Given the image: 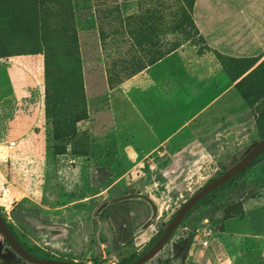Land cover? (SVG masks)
I'll list each match as a JSON object with an SVG mask.
<instances>
[{
  "label": "rangeland",
  "instance_id": "obj_1",
  "mask_svg": "<svg viewBox=\"0 0 264 264\" xmlns=\"http://www.w3.org/2000/svg\"><path fill=\"white\" fill-rule=\"evenodd\" d=\"M193 2L42 0L46 44L35 75L44 85L43 54H55L46 123L42 134L28 122L9 127L10 139L24 137L0 159V213L22 243L42 246L13 218L29 211L73 231L69 251L50 257L120 264L145 252L182 204L262 142L252 103L264 94V58L231 86L228 63L191 22ZM9 22L0 6V46L22 53L28 39L8 31ZM18 72L0 61L1 106L20 99ZM10 78L14 95L2 93ZM38 153L41 163L28 157ZM139 193L158 209L145 231L147 203L113 204ZM197 230L212 231L210 250L192 242ZM0 264L28 263L0 237ZM147 264H264V156L195 209Z\"/></svg>",
  "mask_w": 264,
  "mask_h": 264
},
{
  "label": "crops",
  "instance_id": "obj_2",
  "mask_svg": "<svg viewBox=\"0 0 264 264\" xmlns=\"http://www.w3.org/2000/svg\"><path fill=\"white\" fill-rule=\"evenodd\" d=\"M191 11L195 25L210 51L222 64L228 63L223 67L231 86L237 83L238 77L249 73L255 63L263 60L264 0H194ZM35 58L41 56H17L0 60L19 69L18 77L22 86L19 101L12 99L13 102L8 105L0 104V119L5 130L0 136V159H8L12 151L9 144L18 143L24 137L10 139L9 127L15 123L28 122L31 126H39L34 129L36 134L43 133L46 123L45 85L35 75L39 68L43 69V65H40L39 60L36 62ZM237 62H245L246 65L239 67L232 64ZM247 66H250V70L245 72ZM10 80L8 87H2L3 94H15L14 79ZM7 109L10 113L6 116L2 112ZM3 148L5 154L1 152ZM43 154H29L28 157L35 159L34 162L38 159L37 162L41 163Z\"/></svg>",
  "mask_w": 264,
  "mask_h": 264
},
{
  "label": "trees",
  "instance_id": "obj_3",
  "mask_svg": "<svg viewBox=\"0 0 264 264\" xmlns=\"http://www.w3.org/2000/svg\"><path fill=\"white\" fill-rule=\"evenodd\" d=\"M0 3L4 9L7 10V12L10 15V22L8 25V31L11 33H15L17 35H20L21 37L28 39V43L30 44L28 47L25 48V50L21 51L22 53L17 52L15 49L20 50L21 46L19 47L17 44L11 43V46L1 44L0 49V59L10 58V57H17V56H36V55H42L40 51V47H45L46 44V36L45 33L47 32L45 30V24L43 21V5L42 0H0ZM191 22L195 25V22L193 18H191ZM196 27V25H195ZM197 29V27H196ZM198 31V29H197ZM199 33V31H198ZM200 35V33H199ZM201 37V35H200ZM202 38V37H201ZM204 41V39L202 38ZM205 42V41H204ZM11 49H10V48ZM24 48V45L22 46ZM25 51V53H23ZM45 99H46V115L48 114V101H49V91H48V83H49V63L54 57V50L46 49L45 54ZM77 56V53L74 49V47H71L69 49V57H71V60L76 61L74 58ZM77 58V57H76ZM73 70L75 71V67H73ZM72 87H75L76 84L72 83ZM263 102H264V94L261 95L254 103H252V107H256L258 110V116H257V124L259 126V129L263 135L264 141V109H263ZM262 156H264V151L261 153V155L249 166L252 167L254 163L260 159ZM248 169V168H247ZM246 169V170H247ZM228 171H224L222 174L218 176L221 177ZM245 172V171H244ZM244 172L240 173L221 187H219L217 190L212 192L209 196L201 200L198 204H196L193 209L187 214L186 218L195 210L197 209L201 204L206 203L210 198H212L218 191L225 188L227 185L235 181L239 176H241ZM216 178V179H218ZM215 179V180H216ZM213 182V181H212ZM198 193V192H197ZM196 193V194H197ZM192 198V197H191ZM190 198V199H191ZM185 204V203H184ZM182 204L177 212L184 206ZM177 212L172 216V218L169 220V222L166 224V226L158 233V235L155 237L154 241L150 244V246L147 248V250L143 253H141L138 256H133L129 260L123 261L120 264H133L137 262L147 251L152 249L156 243L160 240L166 229L169 227L170 223L172 222L173 218L177 214ZM183 221V222H184ZM179 228V227H178ZM177 228V229H178ZM12 231V229H10ZM194 232L192 234V238L194 236ZM17 238V236H15ZM191 237L187 238L186 241L182 244V248H187L188 245L191 243L192 240ZM18 239V238H17ZM169 242V241H168ZM167 242V244H168ZM166 244V245H167ZM164 246V248L166 247ZM164 248L162 250H164ZM25 250L30 254L31 252L25 248ZM96 264V263H95Z\"/></svg>",
  "mask_w": 264,
  "mask_h": 264
},
{
  "label": "water",
  "instance_id": "obj_4",
  "mask_svg": "<svg viewBox=\"0 0 264 264\" xmlns=\"http://www.w3.org/2000/svg\"><path fill=\"white\" fill-rule=\"evenodd\" d=\"M264 151V141L258 144L251 152H249L245 158L240 161L237 165H235L232 169L226 172L224 175L214 180L206 187H204L201 191L195 194L191 199H189L184 206L177 212L169 227L166 229L160 240L156 243V245L147 251L137 262L133 264H147L149 261L154 259L164 248L167 242L171 239L173 234L176 232L177 228L181 226L187 214L193 209V207L198 204L201 200L209 196L212 192L217 190L219 187L244 172ZM133 199H137L140 201L146 202L152 212L151 220L144 225L142 231L148 229L152 222L156 220L158 216V209L149 197H146L142 194H137L132 197ZM128 197L121 198V201H126ZM117 201H115L116 203ZM14 219L18 225L23 226L19 219V212L14 215ZM0 233L5 238V240L9 243L11 248L23 259L32 264H87L84 262H68V261H48L43 259H38L30 255L16 240L6 221L2 218L0 213Z\"/></svg>",
  "mask_w": 264,
  "mask_h": 264
},
{
  "label": "flooded vegetation",
  "instance_id": "obj_5",
  "mask_svg": "<svg viewBox=\"0 0 264 264\" xmlns=\"http://www.w3.org/2000/svg\"><path fill=\"white\" fill-rule=\"evenodd\" d=\"M134 195H137V194L128 195V196H124V197H128V199L126 201L140 202V200L132 198ZM121 198H123V197H121ZM121 198L113 200V204H117L119 202H126V201H121ZM115 201H117V202L115 203ZM105 208H106V205L102 206L98 210V214H101L102 210ZM18 212H19L20 222L23 224V226H21V227L25 230V233H27L28 236H31V240L33 242L38 241L40 243V245H42V246H39L41 249H32L28 245H25L24 243H22L21 240L18 238L17 234L13 230L12 231L10 230L12 232V234L14 235V237L17 236L18 239L16 237L15 238L19 242V244L24 249L27 248L31 252L32 256L35 258L48 260V261H65L64 259H61V257H59V256L56 257L55 254L53 255V256H55V258L50 257L48 254L52 253V251H58V252H62V253L69 251V249L72 247V238L74 236L73 231L69 227L53 223L52 221H50L44 217H41L40 215H37L33 212H29V211L28 212L18 211ZM8 228L12 229L9 225H8ZM138 232H140V231H138ZM0 237L9 246V248L13 251V253L17 257H19L23 261L27 262L25 259H23L21 256H19L11 248V246L5 240V238L2 236L1 233H0ZM27 263L32 264L29 262H27Z\"/></svg>",
  "mask_w": 264,
  "mask_h": 264
},
{
  "label": "built area",
  "instance_id": "obj_6",
  "mask_svg": "<svg viewBox=\"0 0 264 264\" xmlns=\"http://www.w3.org/2000/svg\"><path fill=\"white\" fill-rule=\"evenodd\" d=\"M212 237V231L210 230H197L195 233V236L192 240L194 244H197L201 246L205 250H210L211 244H210V238Z\"/></svg>",
  "mask_w": 264,
  "mask_h": 264
}]
</instances>
